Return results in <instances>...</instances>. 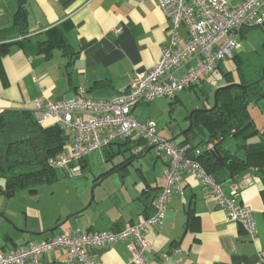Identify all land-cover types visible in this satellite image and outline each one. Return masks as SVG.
I'll return each mask as SVG.
<instances>
[{
	"label": "crops",
	"instance_id": "0c3cea01",
	"mask_svg": "<svg viewBox=\"0 0 264 264\" xmlns=\"http://www.w3.org/2000/svg\"><path fill=\"white\" fill-rule=\"evenodd\" d=\"M242 1L228 0L233 6ZM20 19H24L22 30ZM253 27L241 28L240 47L229 59L233 64L225 67L227 59L219 61L195 85L168 99L183 104L179 93L187 89H193L194 94L198 89L208 94L209 78L214 74L227 79L228 83L243 84L244 80H252L246 84L247 88L258 84L262 93L250 98L245 106L246 119L260 131L251 138L255 141L264 139V87L262 81L252 83L258 70H243L249 59L241 53L242 42ZM175 33L178 44H183L187 28L180 25ZM173 35L172 22L153 0H0V113L7 109L32 112L39 97L56 101L79 94L81 89L84 96L110 99L126 90L131 76L151 68ZM55 36H61L60 41H55ZM195 62V59L187 60L174 70V75L181 76ZM261 66L264 67V63ZM213 103L208 107L207 96L201 106L194 105L186 117L188 125L191 119L192 127L195 112L209 110ZM143 104H136L133 114L135 108ZM149 117L141 115L139 120ZM47 122L53 121L44 123ZM157 126V134L174 145L194 142L189 132L191 127L185 130L188 126L178 124L176 127L174 123L158 126V129ZM140 143L142 141L135 138L116 140L68 165L76 172L78 165L83 171L90 161L94 166L101 164V159L110 161L106 163L108 169L100 176H114L107 186L99 190L95 187L88 206L87 187L73 200H43L36 195L30 204L14 195L21 189L12 194L1 190L5 175L0 173V251L11 252L71 228L119 229L149 215L155 195L163 185L167 156L153 145L150 149V145L146 146L140 153H132V148ZM153 149L157 156L152 155V164L145 168L140 160ZM115 158L119 159L115 161ZM132 163L137 164L134 174L127 167ZM68 167L55 171L61 169L68 173ZM256 171L255 166L237 171L222 166L216 178L226 195H230V184L238 183L240 191L235 199L252 209L256 227L254 239L242 223L227 219L224 209L218 206L196 173L184 171L180 180L182 192L173 188L162 223L146 234L149 245L144 256L149 264H172L173 261L178 264H261L264 259V182ZM97 180L95 177L93 182ZM62 221L58 228L49 230ZM174 247L180 251H173ZM85 251L100 264H130L131 260L125 240L87 247ZM163 252L169 253L168 260L161 258ZM64 257V251L54 249L45 253L40 261L59 264Z\"/></svg>",
	"mask_w": 264,
	"mask_h": 264
},
{
	"label": "built area",
	"instance_id": "2783aa9c",
	"mask_svg": "<svg viewBox=\"0 0 264 264\" xmlns=\"http://www.w3.org/2000/svg\"><path fill=\"white\" fill-rule=\"evenodd\" d=\"M153 1L172 22L174 35L149 70L131 76L126 90L110 99L84 96L81 89L79 94L56 101L39 97L32 111L37 122L52 120L70 135L61 152L48 157L47 163L54 169L78 162L90 152L104 149L116 140L131 138L142 141L132 148V153H140L146 146L153 145L167 156L163 185L155 195L152 212L119 230L71 228L11 252L0 251V264H42L40 258L54 249L65 252L59 264H100L89 258L85 249L122 240L127 241L130 264H149L144 256L149 245L146 234L150 228L162 223L173 188L182 192L180 180L184 171L196 173L218 206L224 209L227 219L242 223L251 238L256 237L252 209L235 199L240 191L238 183L232 182L230 195H226L216 178L187 154L188 142L174 145L160 137L156 122L151 118L138 121L133 107L158 97H173L178 91L195 85L219 61L233 58L240 47L241 28L264 25V0H243L234 6L228 0ZM180 25L187 28L183 44H178L175 35ZM189 59H195V64L181 76H175L174 70ZM207 147L211 148L212 144L208 143ZM173 251L179 252L180 249L174 247ZM169 257L168 252L161 254L164 260ZM172 264L178 263L173 261Z\"/></svg>",
	"mask_w": 264,
	"mask_h": 264
},
{
	"label": "trees",
	"instance_id": "16d2710c",
	"mask_svg": "<svg viewBox=\"0 0 264 264\" xmlns=\"http://www.w3.org/2000/svg\"><path fill=\"white\" fill-rule=\"evenodd\" d=\"M20 20L22 30L24 19ZM60 39L61 36L54 37L55 41ZM262 70L263 66L256 79L261 77ZM251 81L244 80L242 85ZM233 85L218 90L217 104L213 109L193 114L189 132L194 142L188 148L187 154L196 159L204 170L215 178L222 166L229 171L255 166L257 175L264 182V139L259 138L255 141L251 139L260 134V131L251 120L246 119L245 110L250 98L262 95L260 86L253 84L247 88ZM69 140V133L55 122H37L31 110L2 111L0 173L5 175V184L1 190L8 194L22 188L34 191L39 183L53 182L57 175L55 169L48 165V157L61 152ZM208 142L212 144L211 148L207 147ZM261 264H264V259Z\"/></svg>",
	"mask_w": 264,
	"mask_h": 264
},
{
	"label": "rangeland",
	"instance_id": "374dc122",
	"mask_svg": "<svg viewBox=\"0 0 264 264\" xmlns=\"http://www.w3.org/2000/svg\"><path fill=\"white\" fill-rule=\"evenodd\" d=\"M241 53L244 55H248L247 57L249 59L248 64L244 63V71H260L261 65L264 63V26H254L253 28L249 29V32L242 42ZM230 63L233 64V61L227 59L225 61V67H229ZM251 63L253 64L251 65ZM235 75L234 81H236L237 77L236 73ZM209 82L211 83V90L208 91V94L201 93V90L199 89L197 90V94H194L193 89H187L179 93V96L183 100L184 105L178 102H173L168 99V97L162 96L143 105H139L137 108H135L134 114L138 121H140L139 119H141V115L150 116L149 118L153 119L156 122V126L158 124V126L166 127L169 123H174L176 127L178 126V124L187 127L188 119H186V117L188 114H190V111H192L194 105H197L198 103L201 106L204 99H206V97L208 96L210 104L208 107H210L214 102V94L218 88H221L230 83H238H228L227 79L221 78V76L217 77L215 76V74L214 76L209 78ZM261 83L264 87V79ZM252 105L253 104L250 105V108L252 107ZM185 107L187 108V110L185 109ZM175 118L176 121L174 120ZM153 150L154 151H152V153H148L140 160L145 168L149 167L152 164V155L157 156L155 149ZM118 159L119 158H115V161ZM139 159H136V161ZM99 161L101 164H97L95 166L94 162L90 161V165L84 166L83 171L80 170V165L77 166L78 171L76 172H73V166H67L68 173H66V171L64 170L58 169L56 172L57 178L53 183L47 184V182H42L41 184L36 186V192L30 191L28 189H21L14 195L21 198L23 197L30 204L34 202V200L36 199V195L42 196L43 200L45 198H47V200L57 201H60L62 199L73 200L72 198L76 199V197L79 196L81 190L87 187L85 189V193L88 195V199L90 200L91 195H94L95 187L97 188V190H99V187L107 186V184H109L110 180L112 179L111 176H114L109 175L106 178H103L105 175L100 176L102 174L101 172L108 169L106 163L110 161H106L103 159ZM136 166L137 164L133 163L127 165V167L131 169V174H134ZM95 177H97L98 180L96 182H93ZM88 182L90 186L86 185V183ZM99 182L100 184L96 186V184Z\"/></svg>",
	"mask_w": 264,
	"mask_h": 264
},
{
	"label": "water",
	"instance_id": "95a60500",
	"mask_svg": "<svg viewBox=\"0 0 264 264\" xmlns=\"http://www.w3.org/2000/svg\"><path fill=\"white\" fill-rule=\"evenodd\" d=\"M263 79H264V67H263V70H262V75H261V77H260L259 79H257L256 81H254L253 83H258V82L262 81ZM231 85H233V83H232V84L225 85V86H223L222 88L229 87V86H231ZM235 85L245 86V87H246V85H242V84H240V83H235ZM219 89H221V88H218V89L216 90L215 94H214V103H213V106H212L210 109H213V108L216 106V104H217V98H216V95H217V92H218ZM189 118H190V117H189ZM190 127H191V119H190V121H189V125H188V127H187L185 130L189 129ZM185 130H184V131H185ZM173 139H174V138H173ZM173 139H172V140H173ZM170 142H171V140H170ZM151 147H153V146L150 145L148 148L150 149ZM91 199H92V195H91ZM91 199L89 200L87 206L90 204ZM64 221H65V220H64ZM64 221L58 223L57 225L53 226V227L50 228L49 230H50V231L55 230V229L58 228L62 223H64Z\"/></svg>",
	"mask_w": 264,
	"mask_h": 264
}]
</instances>
